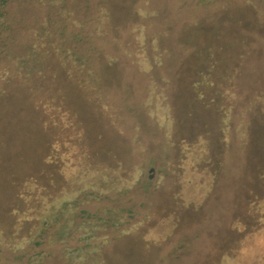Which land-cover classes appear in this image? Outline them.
Listing matches in <instances>:
<instances>
[{
	"label": "rangeland",
	"instance_id": "374dc122",
	"mask_svg": "<svg viewBox=\"0 0 264 264\" xmlns=\"http://www.w3.org/2000/svg\"><path fill=\"white\" fill-rule=\"evenodd\" d=\"M2 1L0 264L36 254L39 264H69L68 255L91 259L97 246L103 264H221L251 238L242 225L264 232V211L260 219L245 210L250 191L262 195L254 176L264 165V115L248 144L237 141L240 118L256 115L252 91L264 94V0L256 11L234 2L223 15L225 0H91L87 17L100 6L109 13L107 35L83 39L66 34L75 28L64 29L50 0ZM212 21L207 36L192 29ZM55 49L80 57L94 83L81 89L60 77ZM205 51L216 54L217 72L240 69L245 98L224 144L217 114L198 97L201 79L188 75ZM48 90L60 120L46 157L55 176L42 163ZM45 204L56 220L38 235L32 218Z\"/></svg>",
	"mask_w": 264,
	"mask_h": 264
},
{
	"label": "trees",
	"instance_id": "16d2710c",
	"mask_svg": "<svg viewBox=\"0 0 264 264\" xmlns=\"http://www.w3.org/2000/svg\"><path fill=\"white\" fill-rule=\"evenodd\" d=\"M67 0H50L51 5L55 6V9L57 10L56 13H58L60 17V22L63 25L64 29H68L69 26H72L75 28L74 32H66V34L72 35L73 39H83V38H92L97 36H104L107 35V29L106 25L109 20V13L103 9V6L99 7V15L93 16V17H87L89 15L88 10H90L91 13V0H83V6L78 7L75 6L71 2V7L69 8L68 4L66 3ZM251 7L253 10L256 11L258 6L254 4L255 0H225L223 5L220 7V11L223 14H229L231 12V6L232 3L237 2L239 5L241 2ZM101 0L97 3L100 4ZM261 3V2H260ZM3 1H0V6H2ZM98 4V5H99ZM238 5V6H239ZM82 10H84L83 15L81 14ZM93 11V9H92ZM95 11V10H94ZM94 13V12H93ZM92 13V14H93ZM251 21V20H248ZM86 22L91 27L89 30V33L83 35L81 34L82 28L86 25ZM247 24V23H243ZM194 26V27H193ZM192 29L196 30L197 33L201 35L207 36L208 33L211 32V29L214 27L213 21L207 26L200 24H194ZM77 30V31H76ZM216 35V34H215ZM155 44H158V39L154 38ZM222 35L218 36L216 35L214 42H217V44H221L223 42ZM217 46V45H216ZM228 47V45H224ZM221 47V45H219ZM222 48V47H221ZM219 50V49H218ZM216 53V52H215ZM248 52H246L247 54ZM48 52H43L40 55L42 57H46ZM55 54L59 64L60 69V77L62 78H72L75 81V85L80 87L82 83H85L84 85L88 86L89 84L94 83V73L87 68L84 65L83 60L78 57L74 52H70L68 49H55ZM244 54V55H246ZM216 54H211L209 51H205L203 55L200 56V62L196 63L193 67V70L187 71L189 73V76H192V78H199V83L204 85L206 95L204 94H198V97L202 99L204 104L207 108H210L211 111L213 110V113L217 114V122L216 125V139L217 141L220 140V144L226 143L228 140V134L230 131H232V122L230 118V112L232 111H238L239 104L241 99H244L243 91L241 89L240 84L237 82L239 80V67H235V70L228 72L227 70L217 72L216 69L218 66V60L215 59ZM204 62V63H203ZM202 63V64H200ZM219 65V64H218ZM217 70V71H216ZM227 71V72H226ZM235 79V81L233 80ZM198 82V81H197ZM258 87V86H257ZM85 88V87H84ZM83 89V88H81ZM194 95H197L196 88H193ZM260 89L261 88H257ZM255 89L252 91V95H250V99L252 100V103L247 104L249 105V109L252 112L256 113V115L253 114L251 119H245L240 118V123L237 128L239 130L237 135V141L241 145L248 144L250 139L253 137L255 133V127L258 124V122L262 121V116L264 115V94L263 91ZM49 91V92H48ZM46 93L49 94L47 98V102L44 104L46 110V121L47 125H50L49 130L45 131L44 136H47L46 143L43 146V152L44 155L42 157L43 159V167L46 168L51 176H55L56 173V165L57 162L52 158L51 160H46V157H49L52 153V143L49 140L50 138H53L52 134L55 131L54 125L59 122V110L56 105L57 96H52L55 94V91L48 90ZM204 95V97H203ZM248 102V100L246 101ZM250 102V100H249ZM53 103H55V107L53 106ZM52 105V106H51ZM244 105V104H243ZM243 105L241 107H243ZM246 107V105H244ZM252 107V108H251ZM235 109V110H234ZM56 110V111H55ZM235 111V112H236ZM253 120V121H252ZM209 131V130H208ZM227 132V133H226ZM236 130H234V133ZM207 134V133H206ZM236 134V133H235ZM228 135V136H227ZM202 134H200L199 138L197 140L203 138ZM84 139V137L82 136ZM261 141H263L264 144V135L260 138ZM48 140V141H47ZM54 154V153H53ZM52 154V155H53ZM52 157V156H51ZM248 161V160H247ZM249 162V161H248ZM45 172V173H47ZM255 181L261 185L262 188V195L258 196V194L254 193L253 191H250L249 197H247V208L245 209L248 213V216H252L253 218L258 217L261 219L260 214H262V211H264V165L260 166L256 169L255 172ZM16 197H19L16 195ZM50 198V197H49ZM47 201V199H46ZM47 204V203H46ZM43 209L40 211L37 210L35 213V216L32 218L35 223H37L36 228L38 230V235H41L45 230L40 228H45L46 226H50V221L56 220V217L54 215L55 206L48 207L46 210V205ZM253 207V208H251ZM256 209V210H253ZM258 219V221L260 220ZM260 223V221L258 222ZM262 223V221H261ZM249 225V224H247ZM259 225V224H258ZM258 225L256 227H258ZM243 232L246 234L248 233V236L250 239H242L240 241V238L235 243V249L233 252H231L230 256H228V259L224 261V259L221 260V264H253V262L259 261L260 258L264 259V242L260 240L262 237H264V232H260L256 230H253V228L249 229V226L242 225ZM88 248V245L85 246ZM93 250V257L90 259L88 255L85 257H80L79 255L76 257H73L72 255H68L67 261L69 264H74L75 261H80L81 264H103V260L101 257L97 255L98 252V246L97 248H94ZM97 250V251H96ZM38 254L34 255L30 259H28L27 264H39L37 258ZM257 260V261H255Z\"/></svg>",
	"mask_w": 264,
	"mask_h": 264
}]
</instances>
